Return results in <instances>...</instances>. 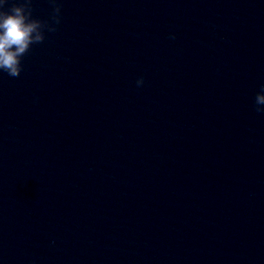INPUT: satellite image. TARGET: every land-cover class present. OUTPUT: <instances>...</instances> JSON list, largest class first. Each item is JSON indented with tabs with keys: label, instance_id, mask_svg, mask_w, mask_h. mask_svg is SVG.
I'll return each instance as SVG.
<instances>
[{
	"label": "clouds",
	"instance_id": "1",
	"mask_svg": "<svg viewBox=\"0 0 264 264\" xmlns=\"http://www.w3.org/2000/svg\"><path fill=\"white\" fill-rule=\"evenodd\" d=\"M33 0H0V71L11 77H19L22 72V57L33 44L45 40V30L55 32L60 23L61 5L53 4L51 22L33 17ZM10 5V6H9ZM175 39V35L171 36ZM144 78L137 79V87L143 86ZM256 111L264 113V86L255 97Z\"/></svg>",
	"mask_w": 264,
	"mask_h": 264
}]
</instances>
